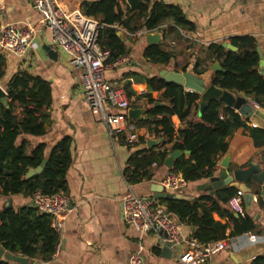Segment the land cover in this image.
I'll list each match as a JSON object with an SVG mask.
<instances>
[{"label": "crops", "instance_id": "1", "mask_svg": "<svg viewBox=\"0 0 264 264\" xmlns=\"http://www.w3.org/2000/svg\"><path fill=\"white\" fill-rule=\"evenodd\" d=\"M37 1L5 0L4 15L0 10V29L9 25L16 30L30 32L33 41L39 46L37 50L29 51L21 59L0 49V56L5 60L4 77L0 81V87L4 90L3 86L19 73L38 77L49 84L51 105L46 110L48 120L44 126L45 135L40 138H27V153L29 154L34 146L44 144L48 156L59 141L69 137L72 140L73 162L67 173L66 196L69 198L70 207L59 241L60 249L48 262L35 260L28 264H129L130 257L138 253L140 245L144 247L139 253L141 264H176L175 255L182 254L185 247H176L172 251L167 249L170 257L165 258L162 256L163 249L158 248L154 235L140 236L123 218L122 200L127 194L156 199L152 190L155 186H161L166 175L170 173L164 164H153L147 169L150 175L147 181L133 185L127 183L123 176L131 155L137 152L149 155L157 153L160 149L157 144L158 137L149 134L146 128L137 126V123L147 116L149 107L146 99L142 98L147 93V86L135 82L133 77L127 78V75L148 78L158 75L161 70L194 74L193 69L196 68L201 72L197 77L205 80L209 86L213 77L210 70L213 63L209 60V46H221L223 43L232 45L234 40L252 38L264 56V0H151L150 6L163 3L178 7L186 20L193 24L194 29L179 28L172 21L152 32L142 30L129 34L118 28V35L124 39L128 56L123 58L126 60L123 64L107 70L106 78L114 87L124 89L130 84L135 93L128 98L130 110L141 111L142 120L129 119L138 136V140L132 145L125 142L124 136L110 138L105 127L91 114L81 96L79 73L71 69L69 55L53 45L52 34L42 24V15L36 8ZM55 1L64 10L72 12L81 11L82 2L96 0ZM139 24H143V20H140ZM148 35H156L158 41L154 45L172 55L168 66L153 65L143 58V50L149 45L146 39ZM43 46L51 47L57 52L56 60L49 58L42 49ZM232 94L245 97L241 93ZM199 103L200 101L198 106ZM256 111L254 110V114ZM258 112L261 120H254L252 116L248 118V125L264 129V110L260 109ZM200 115L198 110V116ZM171 120L177 130L178 118L173 116ZM242 133L245 134L239 130L227 139L228 152L219 159L214 175L221 171L220 163L226 156L229 159V170L232 172L246 170L252 164L264 171V148L255 149L248 134L243 136ZM207 181L187 183L185 189L177 193H167L180 195L195 203L203 195L213 194L197 191V187ZM247 187L253 194L254 202L249 210L244 207L245 215L258 222L259 229L264 231V211L258 206L260 199L264 202V196H260L261 188L252 182H248ZM8 200H11V209L14 210L23 206L32 207L31 197L22 196L2 198L1 207H8ZM212 217L214 221L227 226L228 235L232 228L229 218H219L216 214ZM192 228L181 223L184 236L193 237L195 229ZM230 240L234 249L221 252L211 264H250L257 256L264 254V236L243 234Z\"/></svg>", "mask_w": 264, "mask_h": 264}, {"label": "trees", "instance_id": "2", "mask_svg": "<svg viewBox=\"0 0 264 264\" xmlns=\"http://www.w3.org/2000/svg\"><path fill=\"white\" fill-rule=\"evenodd\" d=\"M150 2H82L81 12L84 16L108 26L100 33L98 44L108 51L109 62L128 56L118 28L129 34L142 30L152 32L172 21L179 28L194 29L178 7L163 3L150 6ZM140 20H143V24H139ZM232 46L237 48V52L228 51L220 45L208 47L210 63H219L223 70L213 74L210 85L234 94L241 93L264 110V74H260L256 42L252 38H243L234 40ZM143 58L153 65L166 67L172 55L158 45H147ZM4 68L5 60L0 56V81L4 77ZM193 73L195 76L201 75L196 68ZM130 77L147 86V93L142 98L146 99L149 108L146 119L138 122L137 126L146 128L162 143L157 153L144 155V152H137L131 155L123 173L127 183L134 185L149 180L147 169L153 164L163 165L175 151L183 155L174 162L170 172L181 174L187 183L209 180L216 172L219 159L228 152L227 139L239 130L248 134L255 149L264 148V129L250 127L249 119L242 118L234 110L211 101L198 116V94L189 93L177 84H167L158 75L148 78L127 75V78ZM3 88L7 94V107L0 104V202L2 198L13 196L30 198L35 192L66 195L67 173L73 162L71 138L65 137L59 141L48 156L44 144L34 146L27 153L26 139L45 135L44 126L48 120L46 110L51 105L49 84L38 77L19 73ZM124 90L128 98L135 95L130 84ZM173 116L179 120L177 130L171 120ZM220 117L223 119L220 120ZM185 152H189L187 158ZM43 160H47V164L42 172L26 180L28 171L39 167ZM237 194L236 188L225 187L214 190L212 195H203L195 203L186 198L158 202L182 224L193 227V238L202 244L226 238L227 226L214 221L213 214L219 218H229L232 224L227 235L229 239L243 234L264 236L258 222L248 215L235 218L227 208L228 201ZM258 206L264 211L262 199L258 201ZM58 242L57 234L50 227V218L34 207L23 206L14 210L0 205V247L8 254L30 262H48ZM0 264L18 263L1 261ZM250 264H264V254L257 256Z\"/></svg>", "mask_w": 264, "mask_h": 264}, {"label": "built area", "instance_id": "3", "mask_svg": "<svg viewBox=\"0 0 264 264\" xmlns=\"http://www.w3.org/2000/svg\"><path fill=\"white\" fill-rule=\"evenodd\" d=\"M36 8L42 15V24L52 34L53 45L69 55L71 69L79 73L81 96L91 114L105 127L110 138L124 136L128 145L135 143L138 136L128 118L130 109L128 96L123 88L112 86L106 78L107 70L117 68L126 60L120 58L109 62L108 51L103 50L98 44L100 33L108 26L99 20L84 16L79 10L68 12L55 0H38ZM0 10L4 15L5 0H0ZM38 48L30 32L16 30L9 25L0 29V49L5 53L21 59L29 51ZM250 104L254 110L261 109L255 102ZM222 119L220 117V120ZM157 141L161 146V140ZM186 186L187 182L182 175L172 172L168 173L161 183L164 191L170 193H177ZM31 202L32 207L39 213L50 218V227L60 241L65 216L70 207L69 198L63 194L43 195L35 192L31 196ZM227 208L238 217L245 216L240 192L228 201ZM122 212L124 221L140 236L154 235L158 248L172 251L176 247H185L182 254L175 255L176 264H211L221 252L234 249L227 235L223 240L208 244L184 236L181 223L153 198H140L129 193L122 200ZM59 249L58 242L55 252ZM143 249L144 247L140 245L138 253L130 257L129 264H141L139 253Z\"/></svg>", "mask_w": 264, "mask_h": 264}, {"label": "water", "instance_id": "4", "mask_svg": "<svg viewBox=\"0 0 264 264\" xmlns=\"http://www.w3.org/2000/svg\"><path fill=\"white\" fill-rule=\"evenodd\" d=\"M96 1H103V0H96ZM96 1H90V4H93ZM113 1H120V0H113ZM147 42L149 45H154L158 41V37L156 35H148ZM222 48L237 52V48L230 44L223 43L221 45ZM49 56L50 59L56 60L57 52L54 51L51 47L43 46L42 48ZM257 53L259 55L260 63V74H264V56H262L259 49H257ZM210 70L213 74L218 72H222L219 63H214L211 65ZM160 79L167 83V84H177L183 87L184 90L190 91L192 93H196L200 96V103H199V113L201 114L205 109L206 105L213 101L218 103L220 106L225 108H229L234 110L238 115L242 118H250L254 114V109L250 105V101L246 97H236L231 92L221 90L214 85H206L205 80L198 78L192 73L185 72V73H176L173 71L161 70L158 74ZM0 104L2 106L7 107V94L6 92L0 87ZM128 118L133 121H140L141 118V111L139 110H130L128 111ZM183 154L180 151L173 152L164 162V166L167 169H172L174 162L179 159ZM184 155H189V152H185ZM47 164V160H43L39 167L35 169H31L28 171L26 175V180L31 179L32 177L40 174L42 170L45 168ZM221 171L218 175H214L210 178L206 183L197 187V191L201 192H209L212 193L216 189H222L225 187H233L241 193L243 204L246 210H249L254 202L253 194L251 190L247 187L248 182H252L260 186L261 192L260 196H264V171H261L257 165H251L246 170H237V171H230L229 170V159L226 156L220 163ZM154 192V197L157 200H181L182 197L180 195L170 194L164 191L161 186H155L152 190ZM12 208L11 200H8V207L7 209ZM235 218H238L237 215L234 214ZM193 230V228H192ZM162 256L165 258L170 257V252L167 249L162 250ZM1 261H10L15 262L18 264H28L32 263L29 262L27 259L12 256L5 252L4 249L0 247V262Z\"/></svg>", "mask_w": 264, "mask_h": 264}, {"label": "rangeland", "instance_id": "5", "mask_svg": "<svg viewBox=\"0 0 264 264\" xmlns=\"http://www.w3.org/2000/svg\"><path fill=\"white\" fill-rule=\"evenodd\" d=\"M127 42H129V41H127ZM253 118H254V120H261L260 113L258 111H256V113L253 115ZM242 134H243V136H246V132H245V134L244 133H242Z\"/></svg>", "mask_w": 264, "mask_h": 264}]
</instances>
